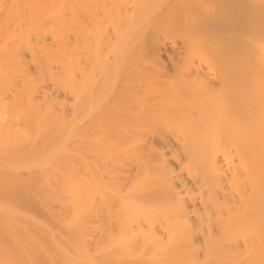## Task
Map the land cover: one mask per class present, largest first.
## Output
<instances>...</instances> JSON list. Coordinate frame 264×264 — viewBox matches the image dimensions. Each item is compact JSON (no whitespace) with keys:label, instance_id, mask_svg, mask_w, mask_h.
<instances>
[{"label":"bare ground","instance_id":"6f19581e","mask_svg":"<svg viewBox=\"0 0 264 264\" xmlns=\"http://www.w3.org/2000/svg\"><path fill=\"white\" fill-rule=\"evenodd\" d=\"M0 264H264V0H0Z\"/></svg>","mask_w":264,"mask_h":264}]
</instances>
